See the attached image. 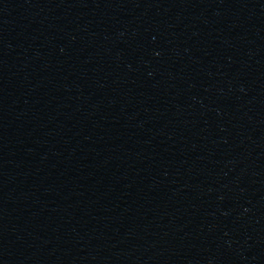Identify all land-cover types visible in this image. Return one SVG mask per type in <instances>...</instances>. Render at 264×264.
I'll use <instances>...</instances> for the list:
<instances>
[{
	"label": "water",
	"instance_id": "1",
	"mask_svg": "<svg viewBox=\"0 0 264 264\" xmlns=\"http://www.w3.org/2000/svg\"><path fill=\"white\" fill-rule=\"evenodd\" d=\"M0 264H264V0H0Z\"/></svg>",
	"mask_w": 264,
	"mask_h": 264
}]
</instances>
